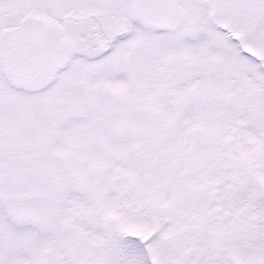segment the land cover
<instances>
[{"label":"snow or ice","instance_id":"obj_1","mask_svg":"<svg viewBox=\"0 0 264 264\" xmlns=\"http://www.w3.org/2000/svg\"><path fill=\"white\" fill-rule=\"evenodd\" d=\"M0 264H264V0H0Z\"/></svg>","mask_w":264,"mask_h":264}]
</instances>
